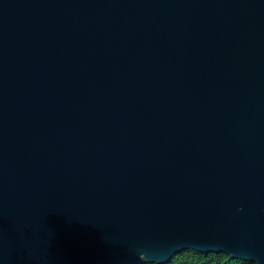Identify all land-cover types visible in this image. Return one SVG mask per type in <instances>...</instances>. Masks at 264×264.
Returning <instances> with one entry per match:
<instances>
[{
    "label": "water",
    "instance_id": "water-1",
    "mask_svg": "<svg viewBox=\"0 0 264 264\" xmlns=\"http://www.w3.org/2000/svg\"><path fill=\"white\" fill-rule=\"evenodd\" d=\"M264 264V0H0V264Z\"/></svg>",
    "mask_w": 264,
    "mask_h": 264
},
{
    "label": "trees",
    "instance_id": "trees-1",
    "mask_svg": "<svg viewBox=\"0 0 264 264\" xmlns=\"http://www.w3.org/2000/svg\"><path fill=\"white\" fill-rule=\"evenodd\" d=\"M143 264H255L252 261L234 258L223 252H200L185 249L174 254L166 263L146 262Z\"/></svg>",
    "mask_w": 264,
    "mask_h": 264
}]
</instances>
